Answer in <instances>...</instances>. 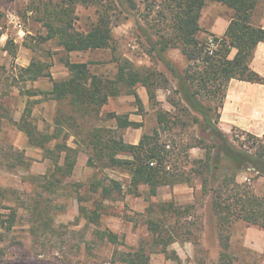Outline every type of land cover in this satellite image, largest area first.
I'll use <instances>...</instances> for the list:
<instances>
[{"label":"rangeland","instance_id":"obj_1","mask_svg":"<svg viewBox=\"0 0 264 264\" xmlns=\"http://www.w3.org/2000/svg\"><path fill=\"white\" fill-rule=\"evenodd\" d=\"M48 1L0 0V264H126L123 255L141 248L149 255V264H264V246L254 247L263 242L264 230L235 221L220 233L210 210V193L202 192L201 179L196 175H191L189 185L173 186L175 191L169 187L150 197L143 186L130 193V178L123 169L101 167L94 159L89 165V150L83 143L86 130L95 123L112 129V122L80 120L84 129L79 142L68 135L66 146L77 149L70 175L57 170L63 154L55 166L46 150L28 144L19 124L51 135L57 107L63 113L68 111L66 104L59 106L47 95L51 84L48 78L30 80L21 71L30 63L59 81L68 76L65 60L87 63L92 73L109 78L116 74L117 61L128 62L133 68L161 74L168 80L163 86L166 89L157 88L151 101L144 96L141 111L133 96L112 98L102 108V118L108 113L141 118L142 135L152 133L159 112L181 115L172 106V100L178 101L174 91L177 81L169 67L182 73L187 62L179 52L169 50L164 55L165 64L146 41L147 24L155 19L159 0H102L113 26L111 48L70 54L56 39L44 41L46 29L37 21L35 9ZM50 1L65 7L62 0ZM255 1L251 22L257 25L264 18V0ZM152 2L156 3L154 7ZM101 10L94 5H76L74 28L79 32L89 30ZM156 37L152 33V40ZM138 91L145 89L138 87ZM195 118L201 120L192 113L182 117L185 127L161 133L168 144L174 139L177 144L205 147L188 149L187 170H196L198 163L205 161L206 149L221 145L208 126L193 122ZM22 119L24 123H20ZM125 131L117 132L123 140ZM65 134L63 129L60 138L48 144V150H54ZM223 136L236 148H248L252 143V138L238 130ZM216 150L211 148L213 157ZM226 164L224 158L215 162L210 188L223 190ZM235 180L256 196L264 194L263 178L256 179L243 170ZM111 182L121 184V192L113 190L103 197L102 188ZM92 212L99 216L95 222L89 219ZM220 236L224 240L227 237L225 249Z\"/></svg>","mask_w":264,"mask_h":264},{"label":"trees","instance_id":"obj_2","mask_svg":"<svg viewBox=\"0 0 264 264\" xmlns=\"http://www.w3.org/2000/svg\"><path fill=\"white\" fill-rule=\"evenodd\" d=\"M208 2L224 5L233 13L224 35L221 38L212 36L216 44L212 51L206 49L207 41L200 42L196 38L200 31L198 26L200 13ZM61 4H65V7L49 0L38 4L35 9L37 21L46 29L44 41L56 39L67 54L111 48L113 26L108 9L104 8L102 0H62ZM151 4L154 7L156 3ZM76 5H94L102 9L98 12L97 22L85 32H79L74 28ZM157 7L155 19L147 24L146 41L150 50L156 52L164 63V55L169 50H178L187 62L182 73L169 67L170 73L177 81L174 91L178 95V101L172 100V106L181 113L179 117L159 112L152 133H143L137 145L127 144L117 132L131 126L142 127V124L129 121L126 115L114 113L106 114L103 119L102 108L110 99L127 95L134 97L136 106L141 111L142 103L137 95V88L143 87L151 101L155 99L157 88L166 89L164 87L167 86L168 80L162 79L161 74H155L151 70L133 68L128 62L117 61L116 74L109 78L92 73L87 63H72L65 60L68 77L61 81L52 80L50 75L43 74L42 69L35 67L33 63L21 69L29 75L30 80L48 78L52 82V89L47 95L59 106L66 104L68 107L67 113H63L60 107H57L53 134L38 133L34 127L26 124H19L18 127L26 135L30 146L46 150L55 166L63 154V162L57 170L64 175H70L74 168L77 149L66 146L68 135L79 142V133L84 129L80 120L102 119L112 122V129L98 127L95 123L86 130L83 143L89 150V165H92L94 159L101 167L123 169L130 178L128 185L130 193H135L143 186L148 188L150 197L156 196L160 187L189 185L191 175L194 174L201 179L202 192L210 193V210L217 220L220 233L225 232L235 221H243L247 225L264 230V194L256 196L248 187L237 184L235 180L236 174L243 170L251 173L256 179H264V135L262 138H256L246 134L252 138L251 145L248 148H236L217 128L230 80L264 85V78L250 67L257 45L264 43V29L254 26L251 22L256 1L159 0ZM152 33L157 36V40H152ZM232 50L236 53L230 59ZM192 113L201 117V120L195 118L193 122L208 126L211 135L219 139L221 145H213L206 149L205 161L198 163L196 170L192 168L187 170L188 149L205 147L177 144V140L174 139L168 144L162 139L161 133L167 131L169 134L177 128L185 127L187 124L182 117ZM20 123H24V120L22 119ZM63 129L66 133L63 141L55 144L54 150H48V144L58 140ZM215 147L217 150L213 157L211 148ZM221 158L227 162L226 174L221 181L222 191L209 186L211 180L215 179L214 164ZM113 190L120 193L121 184L111 182L110 186H104L101 190L102 196H110ZM92 213L93 217L89 219L95 222L99 216L95 212ZM226 238L224 240L220 236L219 239L224 249L227 245ZM161 253L166 252L162 250ZM122 261L126 264H149L150 257L141 248L124 254Z\"/></svg>","mask_w":264,"mask_h":264},{"label":"crops","instance_id":"obj_3","mask_svg":"<svg viewBox=\"0 0 264 264\" xmlns=\"http://www.w3.org/2000/svg\"><path fill=\"white\" fill-rule=\"evenodd\" d=\"M232 15V11L224 5L211 2L206 3L200 13L198 21L200 31L196 35V38L200 42L207 41L212 38V36L221 38L232 19ZM254 26H260L264 29V18ZM175 51L179 52L178 50ZM235 53L236 51L232 50L229 58L232 59ZM250 67L254 72L264 78V43H259L257 45ZM54 81L58 80L55 79ZM141 88L143 89V87ZM51 89L52 82L48 91L50 92ZM137 95L140 98L143 108L144 96L148 99L146 90L145 92L138 91ZM128 120L134 123H141L139 122L141 121V118L140 120H136L135 118L128 117ZM140 128L141 127L131 126L124 129L126 130L124 142L131 145H137L142 136L140 135ZM218 129L224 135L229 134L232 130H238L252 137L262 138L264 135V85L247 83L235 79L230 80L227 85L223 106L220 110ZM175 188L176 187H173V191H175ZM165 189H169V187H160L157 192L164 193ZM248 235L249 232L246 236L247 238ZM251 245L253 244L250 242V246ZM257 245L259 246L254 245V247L260 249V245L264 246V240L263 242H258Z\"/></svg>","mask_w":264,"mask_h":264},{"label":"built area","instance_id":"obj_4","mask_svg":"<svg viewBox=\"0 0 264 264\" xmlns=\"http://www.w3.org/2000/svg\"><path fill=\"white\" fill-rule=\"evenodd\" d=\"M23 35L24 33H21V36ZM215 47H216V44L214 43L213 39L212 38L208 39L206 42V49L208 51H212L213 49H215ZM246 181H249V180L247 179Z\"/></svg>","mask_w":264,"mask_h":264}]
</instances>
